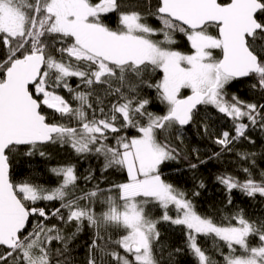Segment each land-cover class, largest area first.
Wrapping results in <instances>:
<instances>
[{"label":"snow or ice","instance_id":"obj_1","mask_svg":"<svg viewBox=\"0 0 264 264\" xmlns=\"http://www.w3.org/2000/svg\"><path fill=\"white\" fill-rule=\"evenodd\" d=\"M240 80L253 100L229 93ZM210 109L231 127L216 131ZM192 129L219 150L204 159L189 149ZM257 130L264 136V0H0V264H73L86 227L85 264H179L185 254L190 264H264V210L236 202L264 205V152L240 147ZM52 145L89 166L52 167L49 188L24 169ZM232 153L243 177L216 174L223 207L201 211L197 171ZM182 162L190 192L167 175ZM115 173L123 181L101 186ZM165 225L181 246H169Z\"/></svg>","mask_w":264,"mask_h":264},{"label":"trees","instance_id":"obj_2","mask_svg":"<svg viewBox=\"0 0 264 264\" xmlns=\"http://www.w3.org/2000/svg\"><path fill=\"white\" fill-rule=\"evenodd\" d=\"M149 23H155V21L149 18ZM178 39L180 40V47H185L186 44L183 38L178 37ZM72 83L75 84L76 81L73 80ZM229 93H234L243 100L254 99V93L245 80L235 81L233 85L229 86ZM154 107L157 111H159L163 108V105L157 104ZM210 112L213 118L211 121H209V123L216 131L226 130L231 127V122L227 117L216 113L215 110L212 109H210ZM187 136L189 138V149L192 147L198 148L200 150L201 157L204 159H207L208 155H210L212 151L219 150L216 145L211 143L210 140L197 136L196 129L188 131ZM252 136L256 139L255 145H248L245 142L240 147L246 150L256 151L257 153L264 152V136H262L258 130L253 132ZM48 150L50 153V158L48 160H43L39 157H36L32 161V164L24 169L25 176L32 174V178L38 183L43 184L45 187L51 188L58 186L59 178L49 171L52 167H57L65 163H73L77 165L78 171L83 173L89 166V162H81L80 159L76 157L71 151V149L61 148L58 145H52L49 146ZM256 159L259 168H264V158L258 155ZM238 163L246 165V162L238 161L235 153H232L220 160H209L206 165H202L200 167L196 175L203 178L206 183V189L201 190V196L196 198L197 206L201 211L211 213L214 212L216 208L223 207L222 201L224 200V192L221 186L216 183L215 176L219 172L226 170L228 172H234L237 175L243 177V173L237 172ZM90 164L92 168L97 169V175H99V162H97L95 159H91ZM173 167H181L183 170L179 173L175 171H169L167 175L172 178V181L176 183L178 187L190 192L194 186L193 172L188 170L187 165L183 162L181 165H173ZM255 171L258 172L259 169H256ZM105 175L107 176L108 174ZM123 179L124 175L122 173H115L111 176H108L107 180L101 181V186L107 185L109 180L120 182L123 181ZM93 183H95V181H93ZM81 184L85 187L92 186L84 185L83 182H81ZM236 202L246 208L249 212L255 213L257 215H259L261 211L264 210V205H262L258 200L254 202L238 195ZM99 207L100 206L97 205L98 209ZM154 214L158 215V210H155ZM165 228L167 230L163 233V235L167 237L169 246H181L183 244L182 233L167 225H165ZM65 231L66 234H71V232L75 231V228L73 225H67L65 226ZM91 235V230L86 227L85 230L81 232L72 242V245H70L72 248L71 255L73 264H85L86 248L88 243H90ZM202 242L205 243L207 247L211 248L212 241L210 238L206 241L202 238ZM190 262L191 258L187 254L179 258V264H190Z\"/></svg>","mask_w":264,"mask_h":264}]
</instances>
